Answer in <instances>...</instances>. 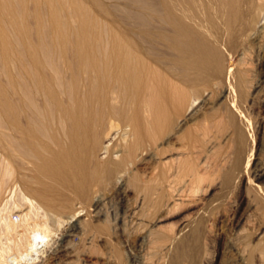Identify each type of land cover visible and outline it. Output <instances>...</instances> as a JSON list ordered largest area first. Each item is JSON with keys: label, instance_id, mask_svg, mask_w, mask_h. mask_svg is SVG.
<instances>
[{"label": "bare ground", "instance_id": "6f19581e", "mask_svg": "<svg viewBox=\"0 0 264 264\" xmlns=\"http://www.w3.org/2000/svg\"><path fill=\"white\" fill-rule=\"evenodd\" d=\"M6 1L0 0L6 26L0 28V56L8 80L7 102L0 105V264H21L65 225L60 253L74 251L77 237L93 242L94 223L110 214L106 182L114 180L122 202L131 197L127 179L120 183L119 177L127 168L134 167L135 174L141 170L153 185L167 187L171 199L184 201L207 180L209 187L214 182L205 180L213 156L219 165L230 161L223 148L239 144V163L245 162L254 128L245 109L249 63L238 43L252 31L253 36L262 32L254 25L260 23L264 0H136L132 7H106L101 18L87 14L74 42L61 39L60 30L30 42L25 30L10 29L21 16L19 11L5 16ZM91 1L100 6L101 0ZM66 10L79 14L76 0H46L40 13L58 21ZM238 55L242 58L235 63ZM215 77L227 85L214 102L220 107L212 119L207 112L194 118L193 126L205 136L216 128L222 133L229 124L235 138L228 136L226 146L209 139L197 161L185 153L165 160V147L178 138H169V132L181 133ZM152 159L159 164L152 165ZM263 174L264 168L257 177ZM131 177L132 183L140 180ZM143 190L146 200L155 194L153 188ZM122 213V218L135 215L127 205ZM195 255L187 259L190 264ZM116 261L122 264L121 253Z\"/></svg>", "mask_w": 264, "mask_h": 264}, {"label": "rangeland", "instance_id": "374dc122", "mask_svg": "<svg viewBox=\"0 0 264 264\" xmlns=\"http://www.w3.org/2000/svg\"><path fill=\"white\" fill-rule=\"evenodd\" d=\"M76 2L79 14H73L71 10H66L58 21L53 20L48 13H40V9L46 0H19L18 2L7 0L5 2L7 9L4 14L8 16L7 14L10 12H20L21 17L18 23L11 26L10 29L25 30L30 42L38 41L42 37H52L53 33L58 30L61 31L59 35L61 39L74 42L80 37L83 22L88 19L87 14L101 18L106 7L116 5L132 7L136 0H101L100 6L91 0H76ZM21 6L24 9H21ZM262 6L264 7V3ZM3 20L4 18L0 16V28L5 29ZM254 26L256 30H262L263 33L257 32L253 36L252 33L255 31H252L238 43L240 45L239 51H246L244 61L249 63L250 72L247 75V84L244 89L246 94L245 109L247 114L249 113L248 116H251L252 128L255 129L251 130V141H253L248 144L249 150L246 148L247 151L245 149L243 151L247 153V155L245 154L247 162L245 160L241 164L243 167L239 163V156L242 153L238 148L240 147L239 144L232 145L229 150L223 148L222 154L228 152L230 161H227L225 166L219 165L213 156L212 163L211 161V164L209 163L211 167L205 176V180L211 178V181H214L211 182L210 187L208 186L210 180H207L206 186L202 184L201 188H203L199 190L200 193L195 191L199 193H196V196H194L195 192L193 191L191 192L193 196L189 195L191 198L186 197L188 200L182 201L179 197H172L174 200L171 201L167 187H164L168 189L165 190L162 186L160 188L159 185H153L150 176L142 174L141 170L135 174L133 165H130L132 168H127L125 173L119 176L122 179L120 183L127 179L125 181L127 189L132 188L133 193H129L131 196L128 198L129 202H122L116 190L112 188L114 180L106 182L107 189L105 192L109 198L106 208L110 214L108 213L107 219L94 223L93 242L87 241V243L85 239L81 241L77 237L74 239L76 248L71 251L74 253L69 255L60 253V239L69 227V225H65L58 231L55 236L56 239L47 241L44 247L41 244L42 248L40 247L37 251H33L29 256L24 257L21 264H59L60 262V264H118L116 261L118 253H121L122 264H171L180 258L184 259L182 264L185 262L190 264L187 259L195 253V264H264V174L257 177L259 171L264 168V83L261 85L262 87H256L259 85L258 80L264 75V36L262 35L264 34V12L261 14L260 23ZM12 32L14 34L12 40L19 43V50H23L21 40L19 42L17 38L18 35L16 36V32ZM241 58V55L236 56L234 58L235 63H238ZM2 68L4 69V59L0 56V105H5L8 80L6 72ZM226 87V83L219 82L215 77L206 94L191 111L188 117L191 119L182 128L181 133L176 134L174 129L172 133L169 132V138H178L172 140L165 147L168 150V153L163 156V158H167L165 160L180 157L179 155L182 153H185V156H194V158L189 159L195 160V157L200 156L209 139L212 142L215 141L217 146H226L229 137L235 138L234 127L229 124L226 125L227 127L230 126L229 129L225 128V125V129L222 128L224 130L222 133H226L224 137L221 129L216 128L214 133L204 136L199 128L193 126V119L202 118L206 112L208 118H214L218 107H220L215 106V104L219 101L221 91H224ZM201 88L205 89L204 86ZM1 93H5V95ZM205 104L207 108L204 107ZM212 105L214 107H211ZM197 111H202L203 114ZM5 112L6 108L2 110V115H5ZM169 138L165 137L166 140ZM237 149L240 151L239 153ZM104 154H102V158H106L107 154ZM251 156L252 158H250ZM143 157L145 156L142 155L138 159L141 160ZM248 159L250 163H248ZM159 161L152 159L151 163L157 166ZM245 163L247 167L244 165ZM131 169L133 173L129 171ZM129 172L135 175H131ZM137 175L140 180L134 181L136 183L130 182L129 178L131 176L135 178ZM143 188H153L156 195L153 194L146 200ZM162 191L168 192V195ZM162 195L166 198H161ZM163 198L164 200H162ZM175 199L179 201L177 200V202ZM145 201L146 203L153 201L152 204H156L154 206L158 208L156 209L151 203L147 205ZM159 201L161 202L159 203ZM174 201L180 205L175 206ZM163 202L165 203L163 204ZM157 203L159 205L162 203L163 207ZM124 205L134 210L135 215L133 214L134 216L131 218L127 216L122 218ZM151 205L152 207H150ZM152 208L158 211L154 209L153 212ZM86 212L83 211L81 215ZM117 213L119 216L116 219ZM81 219L86 220V217H81Z\"/></svg>", "mask_w": 264, "mask_h": 264}]
</instances>
